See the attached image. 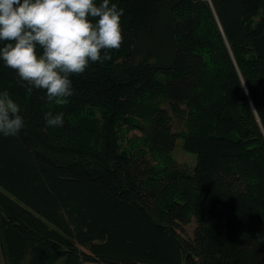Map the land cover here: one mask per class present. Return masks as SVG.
<instances>
[{"label": "trees", "instance_id": "16d2710c", "mask_svg": "<svg viewBox=\"0 0 264 264\" xmlns=\"http://www.w3.org/2000/svg\"><path fill=\"white\" fill-rule=\"evenodd\" d=\"M110 3L122 45L66 105L0 59L25 121L0 134L3 264H264V0ZM178 138L191 171L157 165Z\"/></svg>", "mask_w": 264, "mask_h": 264}, {"label": "clouds", "instance_id": "9594fccd", "mask_svg": "<svg viewBox=\"0 0 264 264\" xmlns=\"http://www.w3.org/2000/svg\"><path fill=\"white\" fill-rule=\"evenodd\" d=\"M123 13L110 0H0V59L29 92L45 90L48 104L64 106L74 94L70 77L120 49ZM20 112L9 92H0V134L19 136L25 128ZM44 119L62 127L64 113L48 111Z\"/></svg>", "mask_w": 264, "mask_h": 264}, {"label": "rangeland", "instance_id": "374dc122", "mask_svg": "<svg viewBox=\"0 0 264 264\" xmlns=\"http://www.w3.org/2000/svg\"><path fill=\"white\" fill-rule=\"evenodd\" d=\"M164 106H167L166 102L161 101ZM172 115V130L174 132H180L184 129L185 119L183 114ZM96 117H100L98 112H95ZM120 148L123 149L126 147L125 139L130 138L133 135L139 136L140 133L137 129H125L120 130ZM195 164V155L189 152H186L182 147L181 139H176L175 145L171 152L161 156L157 163L158 166H163L166 168H176L183 171H191ZM194 227L193 222H190L184 226V234L190 236L192 234V229ZM1 262V261H0ZM1 264H3L1 262ZM61 264V260L57 262Z\"/></svg>", "mask_w": 264, "mask_h": 264}, {"label": "crops", "instance_id": "0c3cea01", "mask_svg": "<svg viewBox=\"0 0 264 264\" xmlns=\"http://www.w3.org/2000/svg\"><path fill=\"white\" fill-rule=\"evenodd\" d=\"M0 261L2 262V263H4L3 262V258L0 256ZM82 264H102V263H98V262H91V261H84V262H82Z\"/></svg>", "mask_w": 264, "mask_h": 264}]
</instances>
